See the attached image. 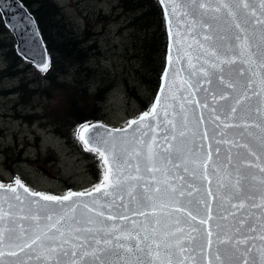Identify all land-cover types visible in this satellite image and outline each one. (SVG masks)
<instances>
[{
	"label": "water",
	"instance_id": "95a60500",
	"mask_svg": "<svg viewBox=\"0 0 264 264\" xmlns=\"http://www.w3.org/2000/svg\"><path fill=\"white\" fill-rule=\"evenodd\" d=\"M156 1L163 13L167 49L160 85L149 115L143 124H133L129 127L128 123L121 129L90 125L89 132L85 134L90 143L86 145L82 141L89 149L99 139L97 135L99 134L114 141L119 151L126 150L123 159L128 161L129 167L124 169L125 175L140 177L138 180L128 181V184L136 186L134 194L143 193L144 188L148 187L150 189L148 195L153 197V201H147L144 204L132 201L126 185L122 191L109 196H105V190L101 189L100 192L91 191V196L73 197L71 201H65L64 206L71 207L74 202L81 205L75 212L77 219L82 221L81 227H99V224L83 223L88 217H92L109 227L115 224L117 228L123 227L129 231L134 227H143L147 223L149 228L155 226L162 234L174 230L177 227L175 221L179 218V226L184 228V232L177 235H182L185 243L190 244V249H195V252H191V255H195V261L189 258L185 264H206L209 258L212 264H218L215 258L216 234L221 231L218 225L225 230H231L229 235H236L233 227L235 225L242 228V233L237 238L242 236L249 238L247 245H240L241 251L252 245L255 247L251 248V253L247 257L239 253L233 255L232 251L225 253L222 250L221 258L225 264H243L244 259L251 261L253 257L258 258L257 250L264 245V241L260 239V236L264 235L260 227L264 220V209L251 206L253 203L259 205L261 195L264 194V184H261L264 173L260 170L264 167V89L261 86V79H264V67L260 66L258 55L262 47L261 33L264 28L255 23L256 18L264 19V16H261L259 0H249L256 11V17L252 18L249 24L244 23L247 15L245 10L235 8V0H226V2L232 4L237 12L236 21H233L228 16L227 10L223 8L220 12L209 10L217 7L218 0L207 2L206 9L199 8L190 0H176V3L181 5L176 14L172 11V0ZM184 11L188 12L187 16L182 14ZM0 17L2 24L15 42L16 55L35 69L44 70L48 65V53L33 15L20 0H0ZM201 22H204L206 26H202ZM237 22L247 30L251 50L257 53L255 62L241 64L240 59H237L234 64H221L220 60H230L234 54H238L236 48L238 42L235 37L243 33L235 27ZM206 36L209 39H205ZM212 52L216 55H212ZM217 57L220 59L218 60ZM213 64L217 66L212 67ZM221 76L224 77L223 84L220 80ZM229 81L235 85V89L227 87ZM249 81H251V87L247 88ZM245 92L249 98L236 104V100ZM221 95H226L227 98L220 99ZM205 104L207 107H204ZM232 107L237 109L235 114L231 113ZM139 118L135 120L139 121ZM109 132L110 137L107 135ZM181 132L184 133L183 136L180 135ZM173 136L176 137L175 140ZM150 144L156 153L155 167L166 170V175L164 172L145 170L146 166H151L147 159ZM240 145H246V147ZM178 148L182 151L178 152ZM136 153H139V156ZM205 161H207V179L203 178L205 169L202 164ZM137 165L140 167L139 173L136 171ZM185 168L188 170L185 171ZM238 170L245 177L242 180L244 192L253 197V200L245 201L246 207L243 210L231 208L227 203L226 189L218 187L221 182L235 183ZM169 185L177 190L175 201L178 203L170 198L172 192ZM14 188L15 192L8 191V188L0 189V208L5 213H11L10 216H5L3 225L0 227L6 229L14 227L16 233H19L18 225L23 224L25 229L33 225L31 219L22 220L20 217H30L38 210L42 216L49 212L61 211L59 204L40 200L38 196H31L30 192L26 193L23 187L15 185ZM157 188L160 189L159 192L155 191ZM209 190L212 196L207 195ZM181 191L184 192L183 196L179 195ZM17 195L20 197L19 201L16 199ZM94 201H98V204H94ZM232 202L238 203L237 200ZM153 203L155 208L152 207ZM205 203L211 205L212 219L208 224L200 225V218L207 219ZM83 204L103 211L104 217H96L94 213L86 212L82 207ZM105 204L109 207H100ZM122 204L127 205V208L121 207ZM177 208L191 211L198 218L192 221L188 218L186 211H177ZM141 211L147 213V216L139 215ZM229 212H235V217L228 215ZM109 215L116 218L108 220ZM122 215L127 216L128 219H121ZM223 216H227V219H221ZM157 220L160 221L159 225L156 224ZM241 220L244 222L243 225L238 223ZM133 221L136 225H133ZM46 223L47 221H41L42 225ZM249 225L256 231H248ZM190 226L198 228L199 231L190 232ZM209 226L213 232L212 248L210 253L201 256L199 245L206 243L204 230ZM9 235L10 233L5 231L4 242L0 244V252L4 253L0 256V264H46V253L37 245L20 251L18 247L10 246L19 244L20 241L15 239L10 241ZM27 235L31 237L32 232H28ZM81 235L89 234L81 233ZM100 235L103 236V233ZM140 235L143 236L144 233L141 231ZM191 236H195L196 239L190 241ZM120 242L135 243L134 240ZM115 243L113 240V245ZM13 251L16 255H9ZM113 251L120 254L102 255V259L109 264H115L117 261L119 264H124L125 259L135 261L134 255L125 257L122 250L113 249ZM185 256H190V253L186 252ZM85 261L86 264H93L91 256L86 257Z\"/></svg>",
	"mask_w": 264,
	"mask_h": 264
},
{
	"label": "rangeland",
	"instance_id": "374dc122",
	"mask_svg": "<svg viewBox=\"0 0 264 264\" xmlns=\"http://www.w3.org/2000/svg\"><path fill=\"white\" fill-rule=\"evenodd\" d=\"M45 1L59 9L63 31L71 33L76 43L81 39L85 40L82 46L91 48L89 57L85 56L86 63L77 67L71 78L64 77V74L60 76V83H70L73 78L78 77L89 82L85 86L91 93L99 83L104 87V79H108L113 88L98 105L93 106L90 101H86L98 120L90 121L75 130L67 127L66 138L58 136L53 129L59 126L57 131L63 133L60 129L62 123H54L51 115L54 109L61 107V95L53 91L51 98L39 94L30 96L39 84L44 85L40 76L45 70L34 69L31 65L23 70L21 68L26 62L22 60L23 63L17 69L23 74L12 77L1 74L6 70L5 47L7 44L13 45L15 53V42L0 17V184L4 188L13 187L19 179L23 188L31 193L53 196H65L70 191L87 193L103 183L105 166L99 155L89 151L79 138L82 128L85 125H103L121 129L150 112L149 109L140 111V103L148 104L150 100L151 105L154 95L149 84L141 85L140 76H145L146 69H140L141 73L137 76L134 71L138 66L137 62L128 60V55L121 54L122 43L125 40L128 44L130 42L126 31L119 35V25L106 23L116 0ZM114 11L113 8L114 15L119 14ZM118 19L124 21L122 15ZM154 62L153 59L152 63ZM20 81L24 82L22 86L27 92L21 96L17 91ZM8 90L10 93L6 94ZM131 92L137 100L131 98ZM37 116H43V119L40 117L36 120ZM96 170L101 172L99 182L92 177L94 173L97 174Z\"/></svg>",
	"mask_w": 264,
	"mask_h": 264
},
{
	"label": "snow or ice",
	"instance_id": "6c2138e0",
	"mask_svg": "<svg viewBox=\"0 0 264 264\" xmlns=\"http://www.w3.org/2000/svg\"><path fill=\"white\" fill-rule=\"evenodd\" d=\"M173 2V14H176L177 11L181 8L180 4L176 3V0H172ZM192 4H197V6L201 9L207 8V2L210 0H190ZM227 10V14L229 17L236 21L237 19V12L234 10L232 4L226 2V0H218L217 7L215 9H209L214 12H220L221 9ZM235 8L236 9H243L247 13L245 17V24H249L252 22V18L256 17V11L253 4L249 3V0H235ZM259 8L261 11V16H264V0H259ZM184 16L188 15L187 11L182 13ZM215 18V17H214ZM195 23V20H193ZM202 26L204 22H201ZM255 23L257 25H261L264 28V19L256 18ZM235 27L240 30L243 35H236L235 40L238 42L236 48L238 49V54H234L232 58L220 60L221 64H234L237 59H240L241 64H251L255 62V57L257 53L252 52L251 45L249 44V37L247 35L246 28H242L240 23H235ZM205 39H209V37H205ZM261 42L262 47L259 51V61L260 66L264 67V30L261 33ZM212 55H216L215 52H212ZM247 57L246 59H243ZM219 60L220 58L217 57ZM191 66V61H189ZM216 64H213L212 67H216ZM46 70V66H45ZM223 69H221L222 71ZM221 83H225L224 77H220ZM211 83V81H208ZM261 86L264 89V79H261ZM191 87V85H189ZM227 87L235 89V85L229 81L227 83ZM247 88L251 87V81L248 82ZM259 95V93H254ZM226 95H221L220 99H226ZM249 97L247 96V92L236 100V104H240L242 100H246ZM215 100V96H213ZM198 103V102H196ZM207 107V104L204 105ZM214 111V110H213ZM237 111L236 107L231 108V113L235 114ZM259 111V109H258ZM155 112V109H153ZM149 115V113H144L140 118L139 121L133 120L129 123V127L133 124H143L145 118ZM186 119V118H185ZM202 119V117H201ZM218 119V117H217ZM171 123V121H169ZM173 128H175V124H173ZM89 132V128L85 125L79 133V138L84 141L86 145L90 143L89 139L86 138V133ZM99 139L93 144L92 147L89 148V151L97 152L99 157L102 159L103 164L105 166L104 176H103V183L99 186L94 188L95 192H100L101 189H104V195L109 196L113 195V193L122 191L124 187L127 185L128 188V195L130 196L132 201H135L140 204H144L147 201H153V197L148 195L150 189L145 187L143 193H136L135 192V185L128 184L130 180H138L140 177L132 176L131 174L125 175L124 169L129 167L128 161L123 159V156L126 152L119 151L117 149V145L114 141H110L106 139L104 136L99 135ZM109 137L111 133L107 134ZM181 136L184 135L183 132L180 134ZM206 136V133H205ZM176 137L173 136V140ZM241 147H246V145H240ZM172 147V145H169ZM178 152L182 151V149H177ZM139 156V153H136ZM147 159L149 165L146 166L145 170L148 172H164L166 175V170L160 169L155 167V160H156V153L153 151L152 145H148V155ZM208 159H211L210 153L208 154ZM170 162V161H169ZM176 167V165H173ZM202 167L205 169L204 179H207V161L202 164ZM188 169L185 168V171ZM261 172L264 173V167H262ZM136 171L139 173L140 167L139 165L136 166ZM245 179L239 172L237 171L235 183L229 182V184H225L221 182L218 187L226 189L225 195L227 197V203L230 205L231 208L237 210H243L246 207L245 201L253 200V197L248 195L244 192L242 180ZM261 184H264V179L261 180ZM16 185L19 187H23L21 185L20 180H16ZM4 185L0 184V189H3ZM171 189L172 196L170 197L173 201H175V193L176 189L169 185ZM111 189V191H109ZM8 191L15 192L16 189L9 186ZM26 193L29 192L27 188H24ZM156 192H159L160 189H155ZM167 191V189L165 190ZM191 193H189L190 195ZM31 196H38L40 200L53 202L56 204L61 205V211L59 213L49 212L45 215H41L39 210L33 213L30 217L23 216L20 217L22 220L31 219L33 221V225L30 226L28 229H25L23 224L18 225L20 231L16 233V229L12 228H4L0 227V244L4 242V233L8 231L10 233L9 240H17L20 241L19 244L10 245L14 247H18L20 251H24L26 248L31 249L33 245H37L40 249H42L45 253V260L47 262H51V264H86L85 258L91 256L93 258V264H109L108 261L102 259V255L108 254H116L119 255V252H114L113 249L122 250L125 257L127 256H135V261H129L128 259L124 260V264H185V262L191 258L192 261H195V255H191V252H195L194 248L190 249V244L185 243V238L180 235L178 236L177 233H183L184 228L180 227V220L179 218L175 221L177 227L174 230L166 231L164 233H159L157 228L153 226L149 228L147 223L143 227L137 228L134 227L131 231L125 230L123 227L117 228L115 224L109 227L108 225L104 224L102 221L94 220L92 217H88L86 220L83 221L86 225H95L99 224V227H81L82 221L77 219L75 216L76 208L80 207L79 204H73L71 207H65V201H71L73 197H83L85 195L91 196L92 193H73L69 192L65 196H53V195H43L41 193H29ZM180 196L184 195V192L181 191L179 193ZM208 196H212V192L209 190L207 193ZM121 200L123 197H120ZM16 199L19 201L20 197L17 195ZM233 200H237L238 203H233ZM178 203V201H175ZM21 203H23L21 201ZM33 203H38V201H33ZM114 203V201H113ZM94 204H98V201H94ZM253 207H260L264 209V194L261 195V203L259 205L252 204ZM47 207V205H45ZM82 207L88 213H94L96 217H104L103 211H98L96 207H90L88 204H83ZM100 207H109V205H100ZM121 207L127 208V205H121ZM152 207L155 208V203L152 204ZM163 207V205H161ZM177 211H186L188 218L192 221H195L198 217L194 215L193 212L187 211L186 209H176ZM23 211V209H21ZM205 212L207 219L200 218L199 223L200 225H206L212 219V209L211 205L205 203ZM139 215L147 216V213L141 211L138 213ZM11 213H5L2 208H0V225H3L5 216H10ZM228 215H232L235 217V212H229ZM116 217L109 215L107 217L108 220H114ZM123 220H127L128 217L122 215L120 217ZM221 219H227V216L221 217ZM47 221L46 224H41V221ZM160 221L157 220L156 224L159 225ZM239 224L243 225V220L238 222ZM133 225H136V222L133 221ZM221 231L216 234V244H217V251H216V261L218 264H225V261L221 258V251L227 253L229 251L233 252V255L239 253L241 256L247 257L251 253V248L255 247L252 245L251 247H246L243 251H241L240 245H247L248 237L242 236V238H237L238 235L242 233L241 227L235 228L236 235H229V231L225 230L221 226ZM261 231L264 232V220L261 223ZM143 232L144 235L141 236L140 232ZM199 229L190 226V232H198ZM248 231L255 232L256 229L251 225L248 226ZM28 232H32V236L29 237L27 235ZM81 233H87L89 235H81ZM103 233V236L100 234ZM116 233H119L118 235ZM15 234V235H12ZM204 237L206 239L205 244L199 245V252L201 256H204L210 253L212 244H213V232L211 227L209 226L204 230ZM196 239L195 236L190 237V241H194ZM260 239L264 241V235L260 236ZM113 240H115V244L113 245ZM135 241L134 244L132 243H121L120 241ZM89 249H91L89 251ZM207 250V251H206ZM189 252L190 256H185V253ZM258 258L253 257L251 261L248 259H244L243 264H264V245H262L258 250ZM4 253L0 252V256ZM9 255H16V252H10ZM163 257V258H161ZM67 258V259H64ZM115 264H119V262H115ZM206 264H212L211 258H209Z\"/></svg>",
	"mask_w": 264,
	"mask_h": 264
},
{
	"label": "trees",
	"instance_id": "16d2710c",
	"mask_svg": "<svg viewBox=\"0 0 264 264\" xmlns=\"http://www.w3.org/2000/svg\"><path fill=\"white\" fill-rule=\"evenodd\" d=\"M20 2L33 15L48 53V66L40 76L44 85L39 84L33 89L30 96L34 97L39 94L40 96L51 98L53 91H57L61 95V107L54 109L51 117H53L54 123H62L60 129L63 130L64 134L60 130L57 131L59 126L53 129L54 133L66 138L65 128L70 127L75 130L90 121L98 120L94 116L95 114H92L93 111L90 104L86 105V101H90L93 106L98 105L105 99L106 94L113 86L110 80L104 79V87L99 83L95 90L89 93L85 86L89 82L80 80L78 77L76 79L73 78L70 83H60L59 77L63 74L66 78H71L75 75V69L84 64L85 56L89 57L91 48L82 46L85 40L81 39L79 43H76L71 33L63 31V25L59 19L62 14L59 13V9L56 6L54 7L53 4L45 0H20ZM113 8L114 12L118 11V15L113 14ZM112 9L106 23L113 22L119 25L117 33L122 35L121 33L126 31V37L130 41L128 44L123 38L125 41L121 45V54L128 55V60L137 62L138 66L134 70L137 72V76L141 73L140 69H146L145 76H140L141 85L149 84L152 89V95L155 96L165 66L167 45L162 10L156 0H116ZM119 15L124 17L123 22L118 19ZM3 34L6 33L4 32ZM5 48L8 50L5 52L6 70L1 72V74H7L11 77L23 74L20 69H17L23 61L13 52V45L7 44ZM153 59L154 63H152ZM29 67L30 64L26 63L21 69L27 70ZM23 84L24 82L22 81L18 84L20 88L17 91L20 96L27 93L22 86ZM125 87L127 88V85ZM28 91L30 92V90ZM8 93H10L9 90L6 91V94ZM132 93L131 98H136L135 94ZM20 104L26 103L20 102ZM149 105L150 100L148 104L140 103L139 110L147 111L150 107ZM40 117L43 119V116H37L36 120ZM58 118H61V121H58ZM84 155L87 154L84 153ZM100 175L101 172L99 170L97 174L94 173L92 176L95 179L94 181L99 182Z\"/></svg>",
	"mask_w": 264,
	"mask_h": 264
},
{
	"label": "bare ground",
	"instance_id": "6f19581e",
	"mask_svg": "<svg viewBox=\"0 0 264 264\" xmlns=\"http://www.w3.org/2000/svg\"><path fill=\"white\" fill-rule=\"evenodd\" d=\"M94 152V151H93ZM97 153V152H96ZM98 154V153H97ZM15 186H13L12 188H14ZM44 195V194H43Z\"/></svg>",
	"mask_w": 264,
	"mask_h": 264
}]
</instances>
